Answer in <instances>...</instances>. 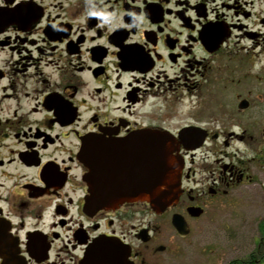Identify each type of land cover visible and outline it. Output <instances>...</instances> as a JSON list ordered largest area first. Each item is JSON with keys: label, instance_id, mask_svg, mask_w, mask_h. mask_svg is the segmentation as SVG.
Returning a JSON list of instances; mask_svg holds the SVG:
<instances>
[{"label": "flooded vegetation", "instance_id": "1", "mask_svg": "<svg viewBox=\"0 0 264 264\" xmlns=\"http://www.w3.org/2000/svg\"><path fill=\"white\" fill-rule=\"evenodd\" d=\"M250 53L264 55V0H0V264H185L202 219L264 191V131L227 130L225 108L209 127L184 102L233 89ZM154 132L183 160L162 211L117 190ZM256 231L230 264L262 262L264 216Z\"/></svg>", "mask_w": 264, "mask_h": 264}, {"label": "rangeland", "instance_id": "2", "mask_svg": "<svg viewBox=\"0 0 264 264\" xmlns=\"http://www.w3.org/2000/svg\"><path fill=\"white\" fill-rule=\"evenodd\" d=\"M248 57L245 69L234 74L230 86L233 89L218 87L211 93L202 90L201 100L196 91L187 93L186 112L191 109L190 102L194 101L198 109L195 117L212 127L225 108L231 115L224 122L227 130L240 134L246 128L245 135L261 134L264 131V55L250 53ZM242 98L250 99L253 104L246 113L237 109ZM243 147L241 142L233 139L227 152L232 155ZM197 156L201 158L203 154ZM255 187L241 188L228 202L199 222V232L192 233L185 241V264H230L254 252L257 222L264 216V191L253 190ZM256 264H264V259Z\"/></svg>", "mask_w": 264, "mask_h": 264}, {"label": "water", "instance_id": "3", "mask_svg": "<svg viewBox=\"0 0 264 264\" xmlns=\"http://www.w3.org/2000/svg\"><path fill=\"white\" fill-rule=\"evenodd\" d=\"M246 106L245 101L238 105L240 109ZM150 139L153 140V145L146 148L148 153L133 154L132 181L127 184L122 183L117 190L125 192L126 197L133 198V200L146 201L155 211H162L176 202L179 197L183 160L180 156L173 154L174 139L171 135L154 132L150 135ZM200 139L203 140L204 135H201ZM92 156L93 152L89 157L92 158ZM91 168L93 169L92 166ZM90 187L95 205H115L98 198L100 192L97 184L91 182Z\"/></svg>", "mask_w": 264, "mask_h": 264}]
</instances>
